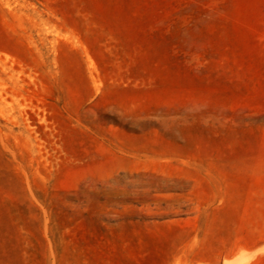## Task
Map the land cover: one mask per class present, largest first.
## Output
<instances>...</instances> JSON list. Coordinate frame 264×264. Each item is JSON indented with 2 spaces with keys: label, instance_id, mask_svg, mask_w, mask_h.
Segmentation results:
<instances>
[{
  "label": "rangeland",
  "instance_id": "obj_1",
  "mask_svg": "<svg viewBox=\"0 0 264 264\" xmlns=\"http://www.w3.org/2000/svg\"><path fill=\"white\" fill-rule=\"evenodd\" d=\"M264 264V0H0V264Z\"/></svg>",
  "mask_w": 264,
  "mask_h": 264
},
{
  "label": "bare ground",
  "instance_id": "obj_2",
  "mask_svg": "<svg viewBox=\"0 0 264 264\" xmlns=\"http://www.w3.org/2000/svg\"><path fill=\"white\" fill-rule=\"evenodd\" d=\"M251 255L246 254V253H242L239 254L238 256H236L234 259L232 260H228L227 263L228 264H244L247 262V260L250 258Z\"/></svg>",
  "mask_w": 264,
  "mask_h": 264
}]
</instances>
